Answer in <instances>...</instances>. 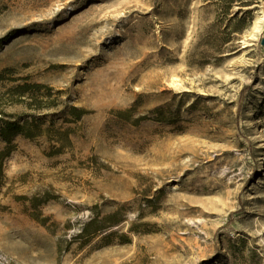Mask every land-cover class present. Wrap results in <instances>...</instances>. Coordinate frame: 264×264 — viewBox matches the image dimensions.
I'll list each match as a JSON object with an SVG mask.
<instances>
[{
    "label": "rangeland",
    "instance_id": "rangeland-1",
    "mask_svg": "<svg viewBox=\"0 0 264 264\" xmlns=\"http://www.w3.org/2000/svg\"><path fill=\"white\" fill-rule=\"evenodd\" d=\"M0 118V264H264V0H0Z\"/></svg>",
    "mask_w": 264,
    "mask_h": 264
},
{
    "label": "trees",
    "instance_id": "trees-1",
    "mask_svg": "<svg viewBox=\"0 0 264 264\" xmlns=\"http://www.w3.org/2000/svg\"><path fill=\"white\" fill-rule=\"evenodd\" d=\"M45 87L42 83L37 82H29L25 79L23 83L17 84L11 90H13L19 96L29 95V97H36L37 94L40 93L41 88ZM73 111L76 112L77 117H80L84 110L79 109L77 107L73 108ZM39 125H29L28 122L19 123L16 121L3 120L0 118V138L7 142V147L0 150V186H1V175H2V167L4 159L11 152V144L16 135L22 133L27 137H34L38 131Z\"/></svg>",
    "mask_w": 264,
    "mask_h": 264
}]
</instances>
